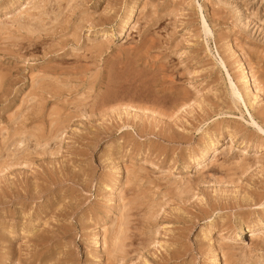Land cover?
I'll return each mask as SVG.
<instances>
[{"label":"rangeland","instance_id":"rangeland-1","mask_svg":"<svg viewBox=\"0 0 264 264\" xmlns=\"http://www.w3.org/2000/svg\"><path fill=\"white\" fill-rule=\"evenodd\" d=\"M0 264H264V0H0Z\"/></svg>","mask_w":264,"mask_h":264},{"label":"bare ground","instance_id":"bare-ground-1","mask_svg":"<svg viewBox=\"0 0 264 264\" xmlns=\"http://www.w3.org/2000/svg\"><path fill=\"white\" fill-rule=\"evenodd\" d=\"M130 11V10H129ZM131 18H132V12H130L129 13V15H128V18H127V20L125 21V23L122 25V27H121V29H120V35H125L126 33H127V30L130 28V24H131V22H130V20H131ZM123 37V36H122ZM211 146V145H210ZM215 151V150H214ZM200 152V151H199ZM204 152V151H203ZM214 153V152H213ZM212 156V155H211ZM214 156V155H213ZM200 158H205V154L204 155H202ZM205 161V160H204ZM200 163V162H199ZM247 228V231H246V229L245 228H243L242 230H241V233L242 234H244L245 233V231L246 232H250V231H252L253 230V228L251 227V226H247L246 227ZM236 235V234H235ZM240 236V233H237V235L235 236V237H239ZM241 237V236H240ZM116 238V237H115ZM214 260V259H213ZM217 260V259H216Z\"/></svg>","mask_w":264,"mask_h":264}]
</instances>
